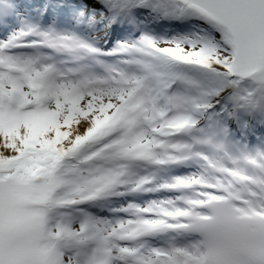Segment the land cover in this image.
Returning <instances> with one entry per match:
<instances>
[{
  "label": "snow or ice",
  "instance_id": "obj_1",
  "mask_svg": "<svg viewBox=\"0 0 264 264\" xmlns=\"http://www.w3.org/2000/svg\"><path fill=\"white\" fill-rule=\"evenodd\" d=\"M0 264H264V0H0Z\"/></svg>",
  "mask_w": 264,
  "mask_h": 264
}]
</instances>
